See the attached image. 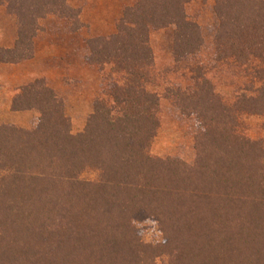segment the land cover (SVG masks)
Returning a JSON list of instances; mask_svg holds the SVG:
<instances>
[{"label": "trees", "instance_id": "1", "mask_svg": "<svg viewBox=\"0 0 264 264\" xmlns=\"http://www.w3.org/2000/svg\"><path fill=\"white\" fill-rule=\"evenodd\" d=\"M190 1L135 0L113 35L85 40L84 63L106 87L81 133H71L64 101L43 78L12 97L11 112L38 118L31 130L0 126V264H264V140L247 136L243 123L264 117V0H212V62L244 80L227 102L195 61L203 40L186 14ZM0 7L16 35L0 49L4 65L33 58L48 18L71 32L85 28L67 0ZM167 29L166 71L191 84L165 88L163 97L196 120L192 165L150 154L161 73L149 39ZM86 170L98 179L81 180ZM145 222L157 225L160 244L143 242Z\"/></svg>", "mask_w": 264, "mask_h": 264}, {"label": "rangeland", "instance_id": "2", "mask_svg": "<svg viewBox=\"0 0 264 264\" xmlns=\"http://www.w3.org/2000/svg\"><path fill=\"white\" fill-rule=\"evenodd\" d=\"M134 1L67 0V3L80 13V20L85 26L81 31L88 35V38H105L112 31L115 33V26L123 10L131 6ZM186 14L199 26L203 40V46L195 57V61L208 69L206 77L211 81L215 91L223 100L226 102L232 100L234 91L242 88L244 80L233 73L232 70L227 69L226 66L214 65L212 62L214 55L213 38L218 26L213 12V1L191 0L186 6ZM43 24H45V28L42 27L43 30L62 29V27L58 26V23H53L52 21H47ZM14 31L13 21L5 14L4 9L0 7V36H3L4 40H8ZM149 42L154 54L155 70L157 73H161L158 81L159 87L156 89L157 94L160 96L159 129L151 145L150 154L158 159H178L187 165H192L195 158L194 135L197 130L196 120L194 117L182 116L172 103L163 97L165 88H186L191 82L188 77H181V73L176 74L166 71L172 64V29L152 32ZM59 73L50 72L51 81L59 90L62 89L63 93H66L65 113L70 120L71 133L77 135L83 131L86 121L92 113L93 101L105 89L106 82L97 71V77H95L94 70H76L75 73L77 75L82 73V81H77L74 84H68L65 88H61L60 80L55 77ZM6 74L8 76L12 75L8 71ZM2 88L4 87L0 85V94ZM1 99L2 96H0V101ZM4 111L1 101L0 126L11 125L9 122L12 121V118ZM37 118V113L30 112L29 115L17 117L15 121L18 126H13L31 130L35 128ZM243 123L247 136L256 140H264V117H245L243 118ZM80 179L94 182L98 179V172L86 170ZM138 226L142 228V240L145 244L156 245L161 243V235L157 231L155 223L145 222L138 224ZM154 264H167V259L165 257L159 258Z\"/></svg>", "mask_w": 264, "mask_h": 264}, {"label": "crops", "instance_id": "3", "mask_svg": "<svg viewBox=\"0 0 264 264\" xmlns=\"http://www.w3.org/2000/svg\"><path fill=\"white\" fill-rule=\"evenodd\" d=\"M47 21L58 23V26L62 27V29H46L39 32L34 39V56L32 59L16 65H4L0 63V85L4 87L0 96H2L1 101L5 110L4 112L12 118V121L9 122L11 125L18 126V123L15 121L17 117L29 115L30 113L11 112L10 101L12 96L19 88L29 84L34 79L43 78L47 85L66 103V93H63L62 89L59 90L53 84L50 72H60L55 77L60 80L61 88H65L68 84L82 81V73L77 75L75 73L76 70H94V75L97 77V70L84 63V58L87 56L84 44L89 36L85 35L83 31L71 32L68 25L62 20L48 18L43 23ZM43 23L42 27L45 28V24ZM113 33L114 31L106 36ZM15 40V31L11 33L8 40H4V37L0 36V49H11ZM7 71L11 72L12 75L8 76L6 74Z\"/></svg>", "mask_w": 264, "mask_h": 264}]
</instances>
